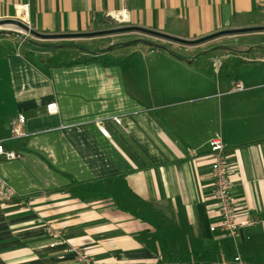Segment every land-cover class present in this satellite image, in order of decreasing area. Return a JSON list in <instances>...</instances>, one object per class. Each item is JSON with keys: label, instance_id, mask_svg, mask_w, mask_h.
<instances>
[{"label": "crops", "instance_id": "0c3cea01", "mask_svg": "<svg viewBox=\"0 0 264 264\" xmlns=\"http://www.w3.org/2000/svg\"><path fill=\"white\" fill-rule=\"evenodd\" d=\"M259 3L0 0V20L71 34L109 29L119 14L123 26L193 40L263 26ZM257 35L260 49L241 52L263 63L264 32ZM145 36L158 41L142 40L159 48L155 57L125 65L118 55L126 46L59 60L63 48L42 47L52 40L0 34V141L20 154L0 157V179L16 193L0 202V264H79L69 246L92 264H231L235 255L264 264V66L245 73L250 81L233 78L237 69L215 79L192 53L236 35L195 46ZM85 54L93 60L70 64ZM234 80L245 90L233 92ZM18 114L26 137L9 140V119ZM216 134L232 172L236 218L254 221L234 238L216 214L208 147ZM47 226L63 242L50 246Z\"/></svg>", "mask_w": 264, "mask_h": 264}, {"label": "rangeland", "instance_id": "374dc122", "mask_svg": "<svg viewBox=\"0 0 264 264\" xmlns=\"http://www.w3.org/2000/svg\"><path fill=\"white\" fill-rule=\"evenodd\" d=\"M7 19V18H4ZM11 19V18H10ZM113 28L122 27V24L119 23H112ZM97 31V30H96ZM0 34L4 35H11V34H19L27 37H31L28 33H24V31H21L17 28H14L12 26L4 25L0 26ZM258 33H248V34H239L236 35L235 38L232 37H225L217 39L216 41H210L207 43H204V45H201L196 48L195 52L192 54H195L196 65L201 66H207L208 72L213 75V78L217 79L218 76L224 77L226 74H224V71L237 69L238 73H232L233 78H241L243 80L250 79L244 78L245 73L254 70L260 66H264L263 63L252 60L253 57L250 56H244V53L241 52L242 50H249L251 46H257L260 49V45L262 42V38L257 35ZM232 38V39H231ZM135 41L132 44H129L126 46L123 51L120 52V55H118V61L121 64H129V61H134L136 64H140V58L143 56V58H146L147 60H152V58L155 57V53L159 51V48L155 46H147V44L138 43L137 40H152L154 39H148L144 34H137V33H128V34H116V35H107L102 37H95L88 40L83 39H74V40H52L47 41V43H54V44H61L57 48L61 49V53L57 55L54 59H63V58H71L76 57L82 54L80 50L72 49L69 44H74V46L77 44H81L88 49H98V50H106V48H110L112 46H117V44H121L128 41ZM170 43V42H169ZM119 46V45H118ZM147 48L148 51L152 49L154 53L151 55H147ZM71 49V50H69ZM201 50H204L205 53L208 54H199ZM210 51H216L217 54H215L214 58H211L210 56L213 55V53H209ZM48 56V54L46 55ZM254 56V54H252ZM49 57V56H48ZM251 71V72H252ZM202 72V71H200ZM219 73V74H218ZM145 80V78H144ZM233 82H242L240 80H234ZM243 83V82H242Z\"/></svg>", "mask_w": 264, "mask_h": 264}, {"label": "built area", "instance_id": "2783aa9c", "mask_svg": "<svg viewBox=\"0 0 264 264\" xmlns=\"http://www.w3.org/2000/svg\"><path fill=\"white\" fill-rule=\"evenodd\" d=\"M259 7L261 12L264 14V0H260ZM111 17L116 20L119 24L125 23V18L122 15L115 14ZM264 63V57L261 60ZM245 90L244 84L242 82H233L232 91L242 92ZM55 106H49V112H54ZM116 124L120 121L118 118H113ZM25 117L21 114L12 116L9 119V140H16L26 137V132L24 130ZM99 132L104 137H109L108 131L104 126H98ZM209 154L211 157V176L214 181V199L216 201V214L220 222V230H222L228 237L234 238L240 230H245L251 228L254 225V221L251 219L238 220L236 218L235 208L233 206L230 197V175L232 174L227 157L225 155V148L222 143L221 136L219 134L214 135L208 142ZM187 155L189 157H194L196 152L193 150H188ZM0 157L6 160H14L20 157V154L16 151L5 149V146L0 141ZM16 193L9 187L3 180L0 179V202L8 203L13 200ZM215 228L211 227V231ZM47 234L50 238V246L56 245L57 242H63L60 232L51 227L47 226ZM68 251L71 252L75 260L79 264H92L91 258L88 254L77 246H69ZM231 264H244L240 256L235 255L232 258Z\"/></svg>", "mask_w": 264, "mask_h": 264}, {"label": "water", "instance_id": "95a60500", "mask_svg": "<svg viewBox=\"0 0 264 264\" xmlns=\"http://www.w3.org/2000/svg\"><path fill=\"white\" fill-rule=\"evenodd\" d=\"M12 26L17 28L24 33H28L30 36L35 37L40 40H59V39H79V38H94V37H102L107 35H116V34H124V33H140L144 35H149L155 38L167 40L170 42L178 43L184 46H195L202 44L204 42L222 37V36H230V35H239V34H248V33H258L264 32V25L263 26H255V27H244V28H233V29H224L212 34L200 37L198 39L193 40H186L177 38L174 36H170L168 34H164L161 32L137 27V26H122L113 29H104L98 30L93 32H86V33H71V34H41L34 30H32L27 24L23 23L20 20L15 18H7L0 20V26ZM137 42L142 43V40H137Z\"/></svg>", "mask_w": 264, "mask_h": 264}, {"label": "trees", "instance_id": "16d2710c", "mask_svg": "<svg viewBox=\"0 0 264 264\" xmlns=\"http://www.w3.org/2000/svg\"><path fill=\"white\" fill-rule=\"evenodd\" d=\"M135 41H128V42H125V43H121V44H117V46L116 47H123V46H127V45H129V44H132V43H134ZM70 45V47L72 48V49H78V50H80L82 53H86L87 55H89V54H95V53H97L99 50H97V49H88L87 47H85V46H83V45H81V44H79V45H75L74 46V44H69ZM119 45V46H118ZM44 49H46V50H53V49H56L58 46H56V45H44V46H42ZM114 47V46H113ZM85 54V56H83L82 58H78V59H75V60H73L70 64H74V63H86V62H89V61H91V60H93V57H89V56H87ZM179 57V56H178Z\"/></svg>", "mask_w": 264, "mask_h": 264}]
</instances>
